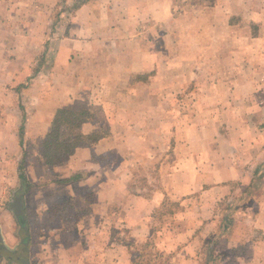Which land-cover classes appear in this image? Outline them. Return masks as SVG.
Returning a JSON list of instances; mask_svg holds the SVG:
<instances>
[{
    "label": "rangeland",
    "instance_id": "obj_1",
    "mask_svg": "<svg viewBox=\"0 0 264 264\" xmlns=\"http://www.w3.org/2000/svg\"><path fill=\"white\" fill-rule=\"evenodd\" d=\"M88 1L0 0V38L10 44L15 39L23 45L33 39L37 41L41 35L29 28L38 23L23 21V15L32 8H37L40 14L46 3L51 7L52 19H56L49 25L52 39L67 40L70 44L75 40L84 45L100 43L98 48L83 49L84 64L78 66L91 71L94 61L95 73L107 70L111 65L99 63L105 60L103 52L112 51L101 47L110 40L104 38L107 33L92 32L94 27L74 15L76 8ZM132 3L133 0L123 2L121 8L126 9ZM44 13L40 18L48 17V12ZM78 18L84 23L82 29L76 26ZM248 21L245 29L257 34L263 16L259 21L254 17ZM144 29L139 33L115 32L112 70L116 82L92 83V86L97 83L101 91H109L114 99L126 101V110L118 118L126 121V135H118L125 142L115 145L117 170L121 171L118 177L126 173L123 183L127 188L125 197V192H116V196H122L120 201H124L115 209L114 242L118 247L115 260L121 264H264V111L240 109L242 103L236 91L241 80L234 79L241 72L245 77L258 73L239 67L240 60L248 55V45L237 44L233 37L236 33L226 31L219 49L204 48L195 64L188 66L176 60L182 51L168 52L162 40L152 41L149 37L146 39L149 44L137 45V35L150 36L149 24H144ZM157 35L154 33L153 37ZM241 48L242 51L238 50ZM140 50L145 58L155 62L138 77L122 78L129 61L136 59ZM93 52L96 53L90 54ZM162 52L159 63L157 57ZM35 53L36 73L57 74L54 71L57 48L46 46ZM76 65L70 63L68 75L82 69ZM155 74L160 77L155 78ZM160 81L167 83L164 85L167 91L173 84V92L161 93ZM136 82L144 84L137 87ZM80 115L83 122L92 117L91 112ZM99 126L101 136L109 134L100 123ZM72 130L67 125L61 127V142L66 143L74 136ZM76 135L83 140L81 145L91 144L84 136ZM28 149L30 152L31 147ZM120 157L128 162L120 161ZM21 165L26 167L25 163ZM121 187L120 184V191ZM3 240L1 244L9 241ZM120 249L122 254L118 252ZM21 254L18 247L12 251L0 249L3 264ZM26 256L36 263L30 252Z\"/></svg>",
    "mask_w": 264,
    "mask_h": 264
},
{
    "label": "crops",
    "instance_id": "obj_2",
    "mask_svg": "<svg viewBox=\"0 0 264 264\" xmlns=\"http://www.w3.org/2000/svg\"><path fill=\"white\" fill-rule=\"evenodd\" d=\"M90 1L80 4L74 15L83 17L86 25L94 27L92 32L107 33L104 38L110 40L101 47H109L112 51L103 52L106 61H99L111 65L107 70L95 73L94 61L91 71L78 66L84 64L86 51L83 49L98 48L100 43L84 45L75 40L70 44L67 40L52 39L49 25L56 19H52L51 7L46 3L40 14L37 8H32L23 15V21L43 25L33 24L29 28L33 32L36 29L42 39H33L23 45L17 39L10 44L9 40L0 38V240L10 241L0 243V249L12 251L18 247V252H22L8 264H121L114 255L118 249L114 242L115 209L123 205L120 194L125 192V197L127 188L123 183L126 173L118 177L121 171L117 170L115 145L125 142L118 135H126V121L118 118L126 110V101L114 99L109 96V91L107 95L97 84L116 82L112 70L115 32L139 33L145 30L144 24H149L150 36L137 35V45L149 44L146 40L149 37L152 41L162 40L168 52L172 49L182 51L180 56L176 55V60L189 66L195 64L201 50L207 47L219 49L224 41L223 34L234 31L236 43L248 45V55L240 60L239 67L242 65L258 72L251 77H245L241 72L234 78L241 80L236 91L242 103L240 109L244 112L264 111V0H133L126 9L121 8L123 2L131 0ZM44 12H48V17L40 18ZM63 16L60 11V17ZM250 16L257 21L263 16L257 34L245 29ZM77 21L76 26L82 29L84 23L80 18ZM1 31L0 28V35ZM154 33H158L157 37H153ZM46 46L57 48L54 69L57 74L36 73L35 52ZM144 56L140 50V55L129 61L127 73L124 71L122 78L138 77L155 62ZM162 57L163 52L158 54L157 62L160 63ZM72 61L77 64V69H82L68 75ZM87 66L85 60V68ZM159 77L155 74V78ZM95 81L97 83L92 86ZM18 82L20 85L15 86ZM143 84L136 82L137 87ZM166 84L160 81V92H173L174 85L167 91ZM124 93L126 95V91ZM60 111L77 115L91 112L92 117L88 122L81 120L76 125H68L74 136L66 143L74 144V152L62 164L49 166L44 162L41 142L53 130ZM99 123L109 131L108 135L101 136ZM76 134L84 136L91 144L81 145L83 140ZM92 135L97 138L93 139ZM28 147H31L30 152ZM119 160L128 162L122 157ZM116 192L120 194L116 196ZM20 196L24 197V216L19 215L17 200ZM132 199L138 201L135 197ZM123 220L126 221V214ZM126 251L131 253L128 248ZM29 252L36 263L27 258ZM118 252L122 254L123 250ZM2 259L0 257V264H3Z\"/></svg>",
    "mask_w": 264,
    "mask_h": 264
},
{
    "label": "trees",
    "instance_id": "obj_3",
    "mask_svg": "<svg viewBox=\"0 0 264 264\" xmlns=\"http://www.w3.org/2000/svg\"><path fill=\"white\" fill-rule=\"evenodd\" d=\"M86 114L84 113V115ZM81 117L82 115L80 114L77 115L76 113L67 111L58 112L53 130L41 142L42 156L47 165L57 166L62 164L73 154L75 149L74 144L61 142V127L63 125H76L84 119ZM91 137L96 139L97 135H92ZM17 201L23 208L24 197L20 196Z\"/></svg>",
    "mask_w": 264,
    "mask_h": 264
},
{
    "label": "water",
    "instance_id": "obj_4",
    "mask_svg": "<svg viewBox=\"0 0 264 264\" xmlns=\"http://www.w3.org/2000/svg\"><path fill=\"white\" fill-rule=\"evenodd\" d=\"M18 205H19V210H20L19 215H23V208L19 203H18Z\"/></svg>",
    "mask_w": 264,
    "mask_h": 264
}]
</instances>
